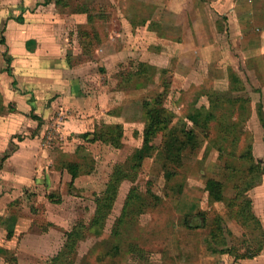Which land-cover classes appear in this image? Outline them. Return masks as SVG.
Returning a JSON list of instances; mask_svg holds the SVG:
<instances>
[{
	"label": "rangeland",
	"instance_id": "1",
	"mask_svg": "<svg viewBox=\"0 0 264 264\" xmlns=\"http://www.w3.org/2000/svg\"><path fill=\"white\" fill-rule=\"evenodd\" d=\"M229 2L0 0V264H51L66 232L89 225L113 169L142 145L143 104L155 99L167 128L152 138L153 153L120 183L101 232L64 260L264 264V175L243 195L258 223L237 212L249 145L264 169V57L235 52ZM141 63L150 69L138 77ZM210 100L220 102L206 127L186 119ZM116 124L118 147L94 138ZM167 131L193 145L178 164L164 158ZM70 162L81 166L73 185ZM207 179L221 183L222 198H211ZM133 188L147 205L119 223ZM211 245L257 252L235 260Z\"/></svg>",
	"mask_w": 264,
	"mask_h": 264
},
{
	"label": "trees",
	"instance_id": "2",
	"mask_svg": "<svg viewBox=\"0 0 264 264\" xmlns=\"http://www.w3.org/2000/svg\"><path fill=\"white\" fill-rule=\"evenodd\" d=\"M46 2H49L50 0H45ZM60 0H56V3L58 4ZM21 18H23L21 16ZM22 20V19H21ZM2 42H4V38L1 39ZM144 68L150 69V66L147 64L141 63L139 66V71L137 73L138 77H141L143 74L146 73V70ZM234 82H238V78L236 76L233 77ZM210 99V97H209ZM233 101H236V99H232ZM240 100V99H239ZM219 101V100H218ZM218 101L215 102V100H210V108L207 111L203 109L197 110L195 113H190L187 115L186 119L190 121L194 125H199L201 127H206L209 123V121L213 120L215 118L214 113V107L218 104ZM220 102V101H219ZM160 101L155 99L154 103L146 101L143 104V107L145 108V116L147 119V124L143 132V141L142 145L138 148H136L133 153L130 155L127 164L116 166L113 169V172L109 178V181L106 184L105 190L100 195V197L97 199V205L96 210L94 212L93 218L89 225H86L84 223H77L74 225L70 230H68L65 234V242L63 244L62 250L55 256L51 262V264H68L67 259L64 260V257L67 255H70L76 251V248L79 244V241L82 240L87 233H94L99 234L101 232V228L103 227V223L109 214L110 209L112 208V204L114 202L117 189L120 185V183L124 179H134L137 175L138 171L141 168L143 160L151 155L153 153L154 149L151 144L152 138L161 130L164 128H167L165 125L167 120L163 119L162 111L163 109L159 107ZM259 119L261 121V124L264 128V117L260 112V109L258 111ZM35 117V115H33ZM37 118V117H35ZM121 126L120 124H116L112 127H109L106 130L98 132V134L94 135L95 139L101 140L105 143H109L110 145L114 147H118L120 143V132ZM187 134V133H186ZM164 145H163V152H164V158L166 162H175L180 163L182 161V155L187 151L189 148H193V145L189 143L187 140V136L182 137L181 135L177 134V132L167 131L166 134H164ZM245 158L249 161V167H248V173H249V179L245 183V186L243 188H240L237 192V195L243 196L247 189L253 187L258 181L262 180V177L264 175V169L261 168V165L257 162H254L253 157L251 156V146L249 145L247 147V151L245 154ZM68 173L71 176L70 184L73 185L74 180L79 175L81 171V166L78 163H66L65 164ZM168 177H170V173H168ZM206 188L209 190V194L212 199L219 200L222 198L221 190L222 185L220 182H217L213 179H207L206 180ZM237 196V197H239ZM244 198V204H239L238 207V215L241 219L244 220H253L255 223H258L257 218L255 217L254 213L251 210V202L249 199H247L246 196H243ZM142 195L138 193L134 188L130 190L129 195L127 196L126 202H125V208L122 212V215L119 217L118 222L122 223L125 221L124 217L127 216V214H136L137 212L143 210L145 206L147 205L144 201ZM218 224V228L221 229L219 221L216 220ZM218 229V230H219ZM221 231V230H219ZM9 233H11V230H9ZM217 233V234H216ZM218 236V231H212L211 238L213 241H215V245H220L223 242L221 240L216 239ZM211 252L215 254H224L228 253L233 255L235 260H238L240 258H253V256L256 254V252H252L247 255H241L232 253L227 249L226 247H214L213 245L210 246Z\"/></svg>",
	"mask_w": 264,
	"mask_h": 264
},
{
	"label": "crops",
	"instance_id": "3",
	"mask_svg": "<svg viewBox=\"0 0 264 264\" xmlns=\"http://www.w3.org/2000/svg\"><path fill=\"white\" fill-rule=\"evenodd\" d=\"M228 1H230L227 6L229 11H225V13L229 16L227 20L229 40L234 43V46L238 45L234 48L235 52L241 57H245L246 52H250L249 56L264 57V43H262L264 25L254 23L259 16L264 17V0Z\"/></svg>",
	"mask_w": 264,
	"mask_h": 264
}]
</instances>
